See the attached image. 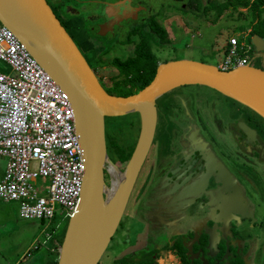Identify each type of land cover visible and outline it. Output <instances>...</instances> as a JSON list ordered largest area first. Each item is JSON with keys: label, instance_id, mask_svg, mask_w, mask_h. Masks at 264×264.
Segmentation results:
<instances>
[{"label": "flooded vegetation", "instance_id": "af4514ba", "mask_svg": "<svg viewBox=\"0 0 264 264\" xmlns=\"http://www.w3.org/2000/svg\"><path fill=\"white\" fill-rule=\"evenodd\" d=\"M82 1L95 6L92 8V12L88 13L87 18H82L80 21V12L74 9V13H71L70 7H66L65 11L69 15L66 17L60 7H53L47 0L93 71L94 69L83 50L89 53L86 46L94 50L97 49L98 52L94 54V57L100 61H106L104 54L108 51L103 53L100 47L107 44L112 36L119 34L116 33V30L123 23L125 24V21H128L123 19L125 16L133 23L139 21L141 31L150 32L149 44L161 42L150 31L147 18L140 16L141 12L149 10L143 0ZM120 1H125L126 7L117 10L115 14L114 18L118 19L119 23L113 24L112 29L107 27L102 29L100 25L108 23L110 18L104 11L105 4H114ZM152 16L150 14L148 18ZM87 21L94 25L90 24L88 28H85ZM160 26L164 27L161 24ZM135 27L127 29L128 33ZM87 30L91 31L92 35L88 34ZM124 33L127 36V31ZM128 36L133 41L123 42L121 46L132 44L135 47L136 41L139 39L138 36L135 34ZM166 40L162 43L167 44V36ZM134 47L130 49L131 53L129 54H127L129 49H124V58L120 55L114 57L127 59L133 55ZM257 55L259 54L254 50V58ZM260 60L264 65L263 55ZM159 63L161 62L158 61L157 65ZM94 73L97 76L95 71ZM97 79L99 81L98 76ZM103 80L105 79L103 78ZM99 83L102 85L100 81ZM102 87L106 90L103 85ZM169 92L156 100V128L145 162L154 148L158 132L159 99ZM213 100V103L217 104L216 99ZM230 100L237 103L239 108L231 105L230 102L228 106H232L234 109L229 110V116L225 119L216 116L211 121L213 125L210 126L214 130L206 128V131L210 132L209 134L214 139L212 142L203 133L206 126L199 125L196 118L188 112L189 118H186V122L178 123L179 130L175 131V137L170 141L172 143L171 157L169 156L166 161H162L160 164L155 163V165L152 164L150 157L148 159L150 164L143 171V177L136 186L144 162L125 209L126 212L128 207L134 203L130 218L136 226L124 229L126 236L123 233L122 240L124 241L125 238L126 249L122 252L117 264H165V262L173 264H260L259 261L257 262L256 253L259 248L264 252V245L260 244L261 238L256 234L253 236L243 235L242 230L245 228L248 230L254 226L259 229L264 228V218L257 217L254 205L257 199L256 196L253 197V190L259 196L264 192V119L237 101ZM213 109L215 110V107ZM115 118L105 117L104 120L107 153L109 141L107 128ZM243 132L247 133V137L243 135ZM219 140L225 143V148L230 149V152L225 153L224 156L229 159L228 163L216 150L215 143L219 144ZM217 149L221 150V148ZM248 156H253V158L249 159ZM243 159L251 163L253 174L258 177V182L254 181V177L245 169H242ZM202 174H204L203 181L201 180ZM196 181L202 183L197 194L192 189V185ZM223 185L234 190V205L230 204L231 198L227 196L228 192L222 188ZM258 200L263 203L261 197ZM237 210H240L245 216L237 214ZM135 216H138L143 223L140 227L137 225L139 222H135L133 219ZM122 240H120L121 243Z\"/></svg>", "mask_w": 264, "mask_h": 264}, {"label": "water", "instance_id": "95a60500", "mask_svg": "<svg viewBox=\"0 0 264 264\" xmlns=\"http://www.w3.org/2000/svg\"><path fill=\"white\" fill-rule=\"evenodd\" d=\"M125 1L105 4L112 29L117 10ZM121 18V17H120ZM119 18V19H120ZM128 19L126 16L123 19ZM0 25L12 30L56 84L66 92L74 109L75 131L85 165L76 212L68 218L56 264H98L127 207L137 177L152 146L156 121V100L184 85L207 86L237 101L264 119V69L245 64L229 70L193 59H173L157 65L151 81L139 91L119 96L108 93L85 57L63 27L47 0H0ZM257 56H264V37L251 36ZM137 113L139 130L130 157L120 169L106 150L105 117ZM247 137V133L243 132ZM106 162L122 173L119 185L106 184ZM208 168V167H207ZM204 179V174L201 176ZM199 183V185H198ZM198 185V186H197ZM202 186L192 185L195 194ZM235 204V192L223 185ZM194 194V196H196ZM237 214L245 216L240 210ZM251 215V212L249 213ZM247 216V215H246Z\"/></svg>", "mask_w": 264, "mask_h": 264}, {"label": "rangeland", "instance_id": "374dc122", "mask_svg": "<svg viewBox=\"0 0 264 264\" xmlns=\"http://www.w3.org/2000/svg\"><path fill=\"white\" fill-rule=\"evenodd\" d=\"M143 1L145 6H147L149 10L141 12L140 16L147 18V20L151 18H148V15L150 14L156 16V20L158 19L157 23L164 26L163 28L165 29L167 34V44L162 43V41L158 42L157 44H149L151 51L155 54L157 63L158 61L162 62L173 59H193L220 66L224 59L223 48L226 45L228 39L234 35L239 39V41L242 40L243 34L241 32L235 31V28L238 24L245 21V17L243 15H239V12H242L243 14L246 13L245 8L239 7L235 11H231V8L227 9L218 17L217 20H215L217 15V11L215 9H209L206 12H202L201 10L193 11L187 5V2L189 0ZM200 1L202 5H219L226 0ZM48 2L53 7H60L61 11L65 14L66 17L68 15L65 11L66 7H70L69 11H71V13H74L75 9L77 12H80V21H82V18L86 19L88 13L92 12V8H94L95 6L94 4H90L88 2L83 3L82 0H48ZM179 7H182L186 11H184L183 9H179ZM127 20L128 21H125L126 25L123 23V25L119 27L118 30H116V33L119 34H115V36H112L107 44H104L103 46L101 45L100 48H102L103 50L101 52L104 53L108 51V53L104 54V58L106 61H111L114 56L119 55L124 58V49L127 48L129 49L127 50V54L131 53L130 49L134 47L132 46V44L121 46V44L125 42V39L127 37L125 36L124 32L127 31L128 34L127 29L131 28L132 26H136L135 29L139 30L141 24L139 23V21L133 23V21H130L129 19ZM114 23L118 24L119 22L117 21ZM85 24V28H88L90 24L94 25L88 21ZM248 31L249 30H246L244 31V33ZM87 33L92 35L91 31L87 30ZM137 36L140 39L141 36L139 33ZM86 49L87 51H89V53H87L85 50H83V52L92 65L94 71L96 72L99 81L107 90L113 88L114 84L111 83V78H114V80L116 79L118 74L117 69L109 66L108 64L104 65L105 63L101 62L99 59H96L94 57V54L98 52L97 49L94 50L93 48H89L87 46ZM247 55L249 64L251 66L264 68L263 63L260 60L261 56H257L254 58L253 50L249 51ZM0 64L6 65L2 61H0ZM1 70L3 69H1L0 67V71ZM103 78L105 80H103ZM213 99H216L217 104L213 103ZM230 102L231 100L229 98L203 85L182 86L172 90L165 96L161 97L158 104V132L156 135L154 148H152L148 156L149 158H152V164H160L162 161H166L169 156L171 157L170 152H172V143H170V141L175 137V131L179 130L178 123L180 124L181 122H186V118H189L188 112H190L196 118V122L199 125L203 124V127L204 125L206 126L203 130L204 135H206V138H208L211 142L214 141V139H212L211 135L209 134L210 132L206 130L208 128L213 129V127L210 125L212 124L211 121L216 116L219 118L221 116L223 117V119L229 116V110L234 109V107L228 106ZM231 105L239 108L237 106V103L235 104L231 102ZM214 107L215 110L213 109ZM199 115L201 116V118ZM113 121L114 122L108 125L107 128V135L109 140L108 155L120 169H123L125 162L127 161H123V158L126 159L127 154L132 151L137 139L139 120L136 113H130L123 116H118ZM215 146L217 148H221V150L217 148L216 150L218 151V154L228 163L229 159L225 158L224 156L225 153L230 152V149L225 148V143H223L222 140H219V144L215 143ZM248 158H253V156H248ZM148 159L142 168L136 186H138L141 178L143 177V171L147 168L148 164H150V161ZM245 162L246 161H244L243 159L241 163L242 169H245L249 174H251L252 177H254V181L258 182V177L253 174V167L251 166V163ZM103 174L105 183L110 184V179H112V176L110 177V174L107 172V170H104ZM261 191L263 192V189ZM255 196L258 202H254L256 215L258 218H264V192L263 195L259 196V194L253 190V197ZM259 197L262 198L263 203L258 200ZM3 208L4 212L1 216L5 217L9 212L10 214L14 213L11 215L14 223L7 222L10 217L5 220L0 219V234L4 233L7 223L12 225V228L10 227L9 229L15 231V228H17L18 226L20 228V226H22L23 224L35 222L32 220L21 219L17 215L16 212L18 211V204L16 202L1 204L0 210ZM133 209L134 203H132L123 214L118 229L113 238L110 240V243L102 257L100 258L98 264H117L118 260H120L122 252L126 249L125 238L124 241L122 240L124 237L123 235L126 233V231L124 233V229L136 226V224L132 221V218H130L132 216ZM133 219H135V222H139L137 224L138 227L143 225L138 216H135ZM67 222L68 218H62L60 215H58V212H56V215L53 218V222L48 224L49 228L55 226L56 224H58L59 226L60 230L58 234H61L58 236V238L54 239L58 241L62 239L61 237L64 233ZM37 224L38 226L37 228H35V232H39L36 237L37 240L34 242V247H32L31 249L33 251L32 254H30L24 261H22L21 258H18L19 260L15 261V259H13V257L11 256L16 247L20 245L19 240L24 239L25 235L23 234L22 236L14 239V241L18 242L17 245L8 242L7 245H4L5 249L3 251L0 250V264H45L43 255L41 253L48 254L46 251L47 245L44 246V244L46 243L43 244V242L46 241V236L41 237V234L44 233L46 227L43 226L44 224ZM242 233L243 235L247 236H253V234H256L257 236H259V238H261L260 244L264 245V228L259 229V227L257 228L255 226L254 228L248 230H246L245 228L244 230H242ZM120 240H122V243ZM0 249H3V247L1 246ZM256 257L257 262L259 261L260 264H264V252L262 250L260 251V248L256 253ZM165 264L173 263L165 262Z\"/></svg>", "mask_w": 264, "mask_h": 264}, {"label": "built area", "instance_id": "2783aa9c", "mask_svg": "<svg viewBox=\"0 0 264 264\" xmlns=\"http://www.w3.org/2000/svg\"><path fill=\"white\" fill-rule=\"evenodd\" d=\"M242 34L241 41L234 35L228 39L221 70L249 64L253 46L248 32ZM0 61L10 68L0 71V157L6 159L0 204L16 202L20 217L46 221L49 227L56 212L62 218L76 212L81 192L85 165L74 109L66 92L2 25Z\"/></svg>", "mask_w": 264, "mask_h": 264}, {"label": "trees", "instance_id": "16d2710c", "mask_svg": "<svg viewBox=\"0 0 264 264\" xmlns=\"http://www.w3.org/2000/svg\"><path fill=\"white\" fill-rule=\"evenodd\" d=\"M187 5L191 10H201L202 12H206L209 9H215L217 11V15L215 20L225 12L227 9L231 8V11L237 10L239 7L245 8L246 13L243 14L239 12V15H243L244 22L240 23L236 26L235 31L244 32L249 30L247 35V42L251 44L250 39L251 36L257 34L261 37H264V0H226L222 4L219 5H202L200 0H189ZM179 9H183L179 7ZM186 11L185 9H183ZM232 14V13H231ZM148 22V27L154 35L159 38L161 41L166 40V31L165 29L157 23V20L154 16L151 19L146 20ZM139 31V32H138ZM140 34V39L136 41V45L134 47V53L127 59H121L118 57H114L111 61H101L105 63L104 65H109L117 69L118 74L116 79L111 78V83L114 84V87L107 90L110 94H115L119 96H127L133 94L144 86H146L154 76L157 59L154 53L151 51L149 45V33L143 32L137 29H130L124 43L132 42L128 35L136 34V36ZM229 49V45H226L224 48V54L227 53ZM133 150V149H132ZM132 151L127 154L126 159L123 158V161H126L131 154ZM122 161V162H123ZM65 231V230H64ZM58 233V232H57ZM61 234V233H60ZM60 234H54L53 238H58ZM62 234V239H63ZM62 239L59 241L56 240L57 247L55 249V254L57 257L58 246L62 242ZM53 264H56V260L54 259Z\"/></svg>", "mask_w": 264, "mask_h": 264}, {"label": "crops", "instance_id": "0c3cea01", "mask_svg": "<svg viewBox=\"0 0 264 264\" xmlns=\"http://www.w3.org/2000/svg\"><path fill=\"white\" fill-rule=\"evenodd\" d=\"M226 45H228V41H227ZM226 45L224 46V48L226 47ZM224 48H223V53H224ZM6 65L0 64L1 69H3V70H1V72H5V73H9L10 72V68L8 67V65L7 66ZM5 164H6V159L4 157H0V180L3 177ZM1 204H7V203H1ZM3 212H4V208L0 210V219L5 220V219H8L10 217L7 222L8 223H10V222L14 223V220H13V218L11 216L14 213L10 214V212H9L5 217H2L1 215H2ZM16 213L20 217L19 210ZM20 218L24 219L22 217H20ZM24 220H32V221H35V222L29 223V224L28 223L27 224H23L22 226H20V228L18 226L17 228H15V231L10 230L9 228L10 227L12 228V225L7 223V226L5 227L6 229H5L4 233L0 234V247L1 246L3 247V249H0V250H2V251L5 249L4 245H7L8 242L14 243V244L17 245L18 242L14 241V239L22 236L23 234L25 235L24 239L19 240L20 245L16 247L15 251L11 255L13 257V259H15V261L19 260L18 258H21V260L24 261V260L27 259V257L30 254H32L33 251L31 249H32V247H34V242L37 240L36 237H37V234L39 232V231L35 232V228H37V226H38L37 223H39L40 225L44 224L43 226H45V227L47 225V222L46 221H42V220H37V219H24ZM59 230H60L59 227H56V225H55V226L50 227V228L46 227L45 230H44V233L41 234V237L47 236L46 235L47 233L50 234L49 239H47L46 242H43V244L46 243V244H44V246L47 245V250L46 251H47L48 254L41 253L43 255V260L45 261V264H53L54 259L55 260L57 259L56 254H55V249L57 247V244H56L57 242H56V239L53 238V235L55 233L58 234ZM48 242H49V244H48Z\"/></svg>", "mask_w": 264, "mask_h": 264}, {"label": "bare ground", "instance_id": "6f19581e", "mask_svg": "<svg viewBox=\"0 0 264 264\" xmlns=\"http://www.w3.org/2000/svg\"><path fill=\"white\" fill-rule=\"evenodd\" d=\"M106 167H108L111 176H112V181H113V189L112 191L109 192L108 197H111V194L113 193V190L116 189V187L119 185L121 177H122V173H120V171L117 169L116 166L111 165L110 163L106 162Z\"/></svg>", "mask_w": 264, "mask_h": 264}]
</instances>
